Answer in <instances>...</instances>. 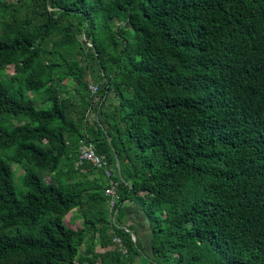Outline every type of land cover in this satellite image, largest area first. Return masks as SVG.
<instances>
[{"label": "trees", "instance_id": "16d2710c", "mask_svg": "<svg viewBox=\"0 0 264 264\" xmlns=\"http://www.w3.org/2000/svg\"><path fill=\"white\" fill-rule=\"evenodd\" d=\"M0 74V264H95L90 232L131 256L126 200L158 264H264V0H0Z\"/></svg>", "mask_w": 264, "mask_h": 264}, {"label": "crops", "instance_id": "0c3cea01", "mask_svg": "<svg viewBox=\"0 0 264 264\" xmlns=\"http://www.w3.org/2000/svg\"><path fill=\"white\" fill-rule=\"evenodd\" d=\"M92 177L94 176H91V178ZM75 213H78L77 209H73L67 215L75 216ZM118 223L119 227L131 234L132 239L137 245V251L131 256H129L127 252L124 253L120 251L123 255L115 259V257L111 255V252L115 251V249L119 247L117 242L114 240L115 237L112 239L113 242L109 243V240L106 239V244H103L99 232L94 234H91L90 232L86 237L88 245H90L89 243L93 240V247L90 245L91 250L95 251L99 256V259L95 264H103L104 262L107 264H156L157 262L154 260V253L152 249V222L141 202L138 200H126L123 202L120 211V220ZM81 225L82 224L79 223L76 226L79 227ZM86 250L87 245L84 244L81 247V253H83L87 258H92V253L94 252L90 251L86 253ZM85 264H87V262Z\"/></svg>", "mask_w": 264, "mask_h": 264}, {"label": "built area", "instance_id": "2783aa9c", "mask_svg": "<svg viewBox=\"0 0 264 264\" xmlns=\"http://www.w3.org/2000/svg\"><path fill=\"white\" fill-rule=\"evenodd\" d=\"M89 87L93 94H96L99 90V85L93 81L90 83ZM79 151L78 163L80 165L90 163L94 167L102 170L107 182L105 187V195L108 197L109 208L112 213V217L113 219H116V214L118 211L116 209V205L120 198V194L118 191L119 179L116 178L114 171L115 166L110 163L108 157L105 154L97 152L95 144L90 141H83L80 145ZM114 240L117 242L120 251L124 253L127 252L126 247L120 237H115Z\"/></svg>", "mask_w": 264, "mask_h": 264}, {"label": "rangeland", "instance_id": "374dc122", "mask_svg": "<svg viewBox=\"0 0 264 264\" xmlns=\"http://www.w3.org/2000/svg\"><path fill=\"white\" fill-rule=\"evenodd\" d=\"M5 2H14L16 0H3ZM13 72V66L10 65L8 66L7 68V73L10 74ZM0 77L3 78V79H7V75H2L0 74ZM92 81L95 82L96 84H98L100 86V89L102 87V81L101 80H97V79H94L92 78ZM91 81V82H92ZM90 82V83H91ZM99 92L96 93V94H92L94 95L95 97V100H99L100 99V96H99V93H100V90H98ZM113 95V94H112ZM111 98L114 100V101H117V97L116 96H111ZM38 107H41L40 104H37ZM1 152V151H0ZM5 156V155H4ZM13 167H14V182H15V185H16V189H17V192L19 194H21L22 192L26 191V188L24 187V185L22 184V174L24 173V168H23V165H19V164H13ZM37 170V169H35ZM38 172L42 174V177L45 178V179H49V178H46L48 177V174H45V172L42 173L41 170L38 169ZM98 182L100 183H104L103 179H100L98 180ZM64 222L69 225V226H76L78 225L79 223L83 225L84 223V218L82 216V213L78 212V213H75V216H68L66 215V217L64 218ZM77 227V226H76ZM17 230V228H13V230H9L10 233H13Z\"/></svg>", "mask_w": 264, "mask_h": 264}, {"label": "water", "instance_id": "95a60500", "mask_svg": "<svg viewBox=\"0 0 264 264\" xmlns=\"http://www.w3.org/2000/svg\"><path fill=\"white\" fill-rule=\"evenodd\" d=\"M116 166H117V168L119 169V172H120V176H121V171H120V160H119V158H118V156H117V154H116ZM156 264H158V263H156Z\"/></svg>", "mask_w": 264, "mask_h": 264}]
</instances>
